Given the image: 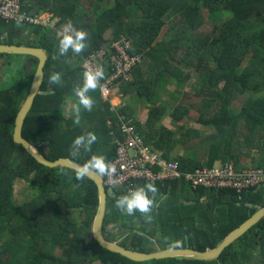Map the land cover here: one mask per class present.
Returning a JSON list of instances; mask_svg holds the SVG:
<instances>
[{
	"label": "trees",
	"instance_id": "1",
	"mask_svg": "<svg viewBox=\"0 0 264 264\" xmlns=\"http://www.w3.org/2000/svg\"><path fill=\"white\" fill-rule=\"evenodd\" d=\"M20 2L21 10L29 15L58 17L53 27L0 19V43L43 47L47 54L42 83L23 125V136L46 158L71 157L85 163L95 154L111 162L117 139L123 137L118 119L122 114L147 145L162 158L178 161L186 171L212 168L228 160L243 169L244 158H250L253 167L264 169V0ZM68 20L88 32V47L80 54L69 50L61 56L56 29ZM108 29L111 35L106 38ZM114 42H121L127 53L140 59L127 72L129 79L119 74L114 80L120 92L148 103L160 82L173 77L179 92L190 78L196 79L195 97L185 92L173 94L178 101L169 115L179 121L195 108V121L211 126L212 131L202 134L196 127L186 128L179 135L184 152L173 156L175 131L159 123L167 109L164 105L153 104L140 121L128 105L113 110L100 96L99 87L89 92L95 101L93 110L82 109L81 122L75 125L74 113L66 112L63 101L83 83L80 59L104 50L107 61L109 55L117 54ZM5 55L0 53V59ZM24 55L27 88L20 89L18 83L0 87V264H264V218L212 261L185 256L137 261L102 247L92 233L99 205L96 183L87 175L77 180L73 168L40 163L13 139L16 116L38 62L36 57ZM103 67L104 73L110 71L105 62ZM53 72L61 73L62 84L49 83ZM239 99L238 109L230 107ZM87 132L97 136L91 151L80 149L73 154L74 139ZM17 180L30 185V197L22 202L13 196ZM148 183L158 189L151 223L139 212L128 216L115 207V200L128 193L124 186L107 187L103 230L108 239L114 240L109 236L110 227L119 224L128 232L119 243L133 250L216 248L264 207V186L238 192L232 187H193L181 178L139 180L131 188ZM74 209L80 210L79 218L72 215Z\"/></svg>",
	"mask_w": 264,
	"mask_h": 264
},
{
	"label": "built area",
	"instance_id": "2",
	"mask_svg": "<svg viewBox=\"0 0 264 264\" xmlns=\"http://www.w3.org/2000/svg\"><path fill=\"white\" fill-rule=\"evenodd\" d=\"M42 15V13H40ZM40 14L29 15L21 10L20 0H0V18L12 20L18 23L27 22L54 26L51 15L45 20ZM121 42H114L117 54L109 55L108 60L104 56V50H97L82 55V68L84 72L89 68L103 66L104 62L110 69L104 73V79L99 82V91L102 99L110 100L112 94L118 87L114 82L119 74L129 79L127 72L139 61L138 55H131L125 51ZM125 47L128 42H124ZM122 125V138L117 139L116 154L111 161L117 169L115 177H104L106 188L124 186L127 191L139 180L163 181L184 178L193 187L199 185L232 187L238 192L251 190L264 186V169L249 167L238 169L231 160L221 161L212 168H197L195 171H186L181 168L178 161L162 158L158 151L145 143L143 137L136 131L133 125L127 124L124 115H118Z\"/></svg>",
	"mask_w": 264,
	"mask_h": 264
},
{
	"label": "water",
	"instance_id": "3",
	"mask_svg": "<svg viewBox=\"0 0 264 264\" xmlns=\"http://www.w3.org/2000/svg\"><path fill=\"white\" fill-rule=\"evenodd\" d=\"M0 53L7 54H28L37 58V66L32 75L25 101L19 109L16 116L13 139L16 143L21 144L37 161L50 167L66 166L76 169L84 163L71 158L61 157L54 161L46 158L37 148L35 144L23 136V125L25 118L32 108L35 95L38 93L44 76V65L47 60V54L43 47L26 46L19 44L0 43ZM87 176L92 179L98 188L99 205L92 224V233L98 243L111 251L118 252L130 259L137 261H148L153 259L185 256L193 257L200 260H215L220 257L223 251L231 244L242 237L253 226L264 218V207L260 208L251 218L233 230L216 248H208L206 250H198L191 247L167 246L156 251L144 252L127 248L119 242L109 240L103 230L104 219L107 210V188L104 183V177H100L94 172H89Z\"/></svg>",
	"mask_w": 264,
	"mask_h": 264
},
{
	"label": "clouds",
	"instance_id": "4",
	"mask_svg": "<svg viewBox=\"0 0 264 264\" xmlns=\"http://www.w3.org/2000/svg\"><path fill=\"white\" fill-rule=\"evenodd\" d=\"M57 30H61L59 33H57L59 37L58 50L61 56L67 54L69 50H71L75 54H80L88 47V32L86 30H79L74 27L71 20H68L62 26V29L61 26H57L56 32ZM104 72L105 70L102 65L87 69L83 75V83L75 87L74 92L76 97L78 98V101L71 105L72 112L74 113L73 123L75 125H79L81 122L82 109L88 112H91L93 110L95 101L89 95V92L95 91L98 88L99 82L104 79ZM49 83L57 85L62 84L61 73L53 72L49 76ZM108 101L110 102V100ZM96 141L97 136L94 132H87L85 134L77 136L73 141V154L78 153L80 149H83L85 152H90L91 146ZM89 172H94L100 177H115L117 174V169L114 164L107 161L104 155L94 154L83 165H80L75 169L76 179H84ZM115 186V183H113V187ZM157 193V187L153 183H148L144 186H139L129 190L125 195L119 196L115 200V207L121 213L128 216H133L136 212H139L144 217L145 222L151 223L153 220V216L151 213L153 211V208L157 206L155 202Z\"/></svg>",
	"mask_w": 264,
	"mask_h": 264
},
{
	"label": "rangeland",
	"instance_id": "5",
	"mask_svg": "<svg viewBox=\"0 0 264 264\" xmlns=\"http://www.w3.org/2000/svg\"><path fill=\"white\" fill-rule=\"evenodd\" d=\"M50 15V14H49ZM40 16H42L45 20H47V14L46 13H42V15L40 14ZM58 17L55 18H51V21L54 22L55 24V20H57ZM207 28V27H206ZM62 29V27H61ZM165 29V27H164ZM61 30H57V33H59ZM111 35V29L106 30V32L104 33V37L109 38ZM5 59L8 60V65L6 64V62L4 61ZM2 61V62H1ZM4 61V62H3ZM26 61V56L23 54L17 55V54H8L5 55L3 58L0 59V63H5L4 66H0V87L3 85H9L12 83H18L19 85H21L20 89L22 88H27V83L29 81V76L28 73H26V71L24 70V68L22 67V65L25 63ZM24 78H26L27 83L24 82ZM176 80L173 77H170L168 81L166 82H160L158 84L157 87V93L156 96L153 98V100H150V102L146 103L144 100L138 99L139 103L141 102L140 105H138L139 110H140V119L141 121H143V119L146 117L147 115V111L148 109L153 105H164L167 109L165 114L163 115V117L161 118V120L159 121L160 124L166 126L167 128H169L170 130L175 131V135L177 139V144H176V151L179 153H183L181 151H183L182 148V144L180 143V139L181 136H179L186 128L188 127H196L198 129H200L202 134H208L212 131V127L211 126H202L199 122L195 121L196 117L198 115V113L196 112L197 109H193L190 112V115L188 116H183L182 119H180L179 121H175L172 119V117L169 115V111L172 110V108L175 106V104L178 101V98H173V94H181L182 93H187L186 95L191 97L194 96L195 97V93L197 91V86H198V82L196 79H192L190 78L186 84L183 87H180L179 92H177V85H176ZM24 91H27L25 89H23ZM136 98V97H135ZM134 98V100H135ZM189 101H191V98H188ZM142 102H144L142 104ZM194 101H192L193 103ZM241 104V100H237L235 102H233V104L230 106L232 108L238 109L239 106ZM147 106V107H146ZM196 107V106H195ZM142 111V112H141ZM67 113L68 112L67 110ZM177 153V154H178ZM250 153L253 154V156H257V151L255 149H251ZM176 155V154H174ZM263 154H261L262 156ZM245 165L251 166L250 162L251 159L250 158H244L242 161ZM219 163H215V165H218ZM30 185L27 184L25 181L23 180H17L15 182L14 185V191H13V196L15 197V200L17 202H22L23 200L27 199L28 197H30ZM72 215L75 218H79L80 217V210H72ZM120 228V229H118ZM127 231L123 230V228H121L119 226V224H115V226H112V228L110 227L109 230V236H111L114 240L112 241H116V242H120L122 241L126 235H127ZM116 239V240H115ZM110 240V239H109ZM158 249H162L161 247H157Z\"/></svg>",
	"mask_w": 264,
	"mask_h": 264
},
{
	"label": "crops",
	"instance_id": "6",
	"mask_svg": "<svg viewBox=\"0 0 264 264\" xmlns=\"http://www.w3.org/2000/svg\"><path fill=\"white\" fill-rule=\"evenodd\" d=\"M75 93V92H74ZM78 101V98L76 97V95L74 94L73 96H67L64 101H63V107L64 109L68 110V114H73L72 112V108H71V105L76 103ZM110 106L111 108L114 110L115 108H118L119 106H123V105H128L129 107H131L132 109H134V114L132 115L134 117V115L136 116L135 118L140 120V110H139V106L141 104V102L139 103L138 100H134V97H132L131 94H126V93H123V92H120L119 91V88H116V90L114 91V93L112 94L111 96V99H110ZM144 102H142L143 104ZM145 104V103H144ZM147 107V106H146ZM142 112V111H141ZM122 115V114H121ZM124 118H125V115H124ZM145 119V118H144ZM143 119V120H144ZM126 123L128 124L127 120H126ZM176 145L174 147V149L172 150V155L174 156V154H177L178 152L176 151ZM181 152H184L181 151ZM178 154H181L180 152ZM111 163V162H110ZM250 165L251 166H248V165H244L245 168H249V167H253V163L250 162Z\"/></svg>",
	"mask_w": 264,
	"mask_h": 264
},
{
	"label": "bare ground",
	"instance_id": "7",
	"mask_svg": "<svg viewBox=\"0 0 264 264\" xmlns=\"http://www.w3.org/2000/svg\"><path fill=\"white\" fill-rule=\"evenodd\" d=\"M82 63H83V61H82V59H80V66L82 67Z\"/></svg>",
	"mask_w": 264,
	"mask_h": 264
}]
</instances>
